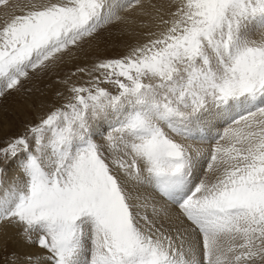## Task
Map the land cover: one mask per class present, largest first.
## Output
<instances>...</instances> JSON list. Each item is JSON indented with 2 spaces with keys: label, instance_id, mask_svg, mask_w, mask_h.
Returning <instances> with one entry per match:
<instances>
[{
  "label": "snow or ice",
  "instance_id": "6c2138e0",
  "mask_svg": "<svg viewBox=\"0 0 264 264\" xmlns=\"http://www.w3.org/2000/svg\"><path fill=\"white\" fill-rule=\"evenodd\" d=\"M140 5L22 4L0 25V100ZM168 7L161 31L78 67L66 102L0 148L19 169L0 168V226L37 249L27 264H264V0Z\"/></svg>",
  "mask_w": 264,
  "mask_h": 264
},
{
  "label": "rangeland",
  "instance_id": "374dc122",
  "mask_svg": "<svg viewBox=\"0 0 264 264\" xmlns=\"http://www.w3.org/2000/svg\"><path fill=\"white\" fill-rule=\"evenodd\" d=\"M154 1L141 0V5L135 9H131V12L129 10L128 12L121 13L125 17L124 22L115 26H109L102 36L91 45H88L84 50L73 53L72 56L66 58L49 73L33 77L25 83L24 88L20 91L14 92L5 99L0 100V148L6 147L10 141L22 135L27 127L39 122L40 118L45 116L50 110L60 107L66 102L65 98L69 93L66 91V86L61 82L70 76L72 83L82 84L86 80V77L78 72L75 76H72V73L76 72L78 67L89 66L97 58H112L127 53L129 47L126 44L122 45L121 42L113 41L111 38H120L123 42L129 37L135 36L134 32L127 27L129 24H132L130 20H135L132 14L134 11H144L141 16L142 18L136 19L137 23L141 22L139 26L146 27L143 20H147L156 26V32L161 31L163 26H158V19L156 18L161 15L166 18L171 9L169 10L166 4H160L156 2L157 0ZM163 1L169 2L170 0ZM27 2L28 0H8L6 4H0V20L2 19L0 25L9 19L14 12H19L20 6ZM40 2H47V0H40ZM141 34L144 35L145 32L142 31ZM103 36L104 38H102ZM130 41L128 43H132ZM102 86L111 87L109 85ZM216 131L222 132L223 126L217 128ZM177 139L190 148L192 147V150L195 149L193 147L200 146L198 149L205 150L202 152L207 153L210 147L206 143H199L191 139ZM0 168L6 169L5 178L7 180H12L13 177L19 175V169L13 161L4 163L0 160ZM11 174H14V176L11 177ZM34 253H37V249L26 244L16 228L10 225L0 226V264H8V261L14 257L18 258L15 260V264H27L25 257Z\"/></svg>",
  "mask_w": 264,
  "mask_h": 264
},
{
  "label": "bare ground",
  "instance_id": "6f19581e",
  "mask_svg": "<svg viewBox=\"0 0 264 264\" xmlns=\"http://www.w3.org/2000/svg\"><path fill=\"white\" fill-rule=\"evenodd\" d=\"M156 1V0H155ZM154 1V2H155ZM169 1V0H168ZM156 2H158V3H163V4H166V6H167V8H168V5H169V3L171 2V0L169 1V2H167V1H163V0H157ZM24 4V3H23ZM8 8V7H7ZM10 9V8H9ZM11 10V9H10ZM170 10V9H169ZM172 10V9H171ZM15 11V10H14ZM143 11V10H142ZM130 12H131V10H130ZM144 12V11H143ZM143 12H141V10H136V11H134L132 14H133V18L135 19L134 21H132V20H130V22L132 23V24H129L127 27L128 28H130V30L131 31H133L134 32V37H127L128 39L127 40H124L123 42L121 41V39L119 38H111V40H113V41H117V42H121V44L123 45V44H126V46L127 47H129V45H135V44H138V43H144V42H146L149 38H150V36H149V33H151V32H156L155 31V25H153V24H151V23H149L147 20H143V22L145 21V26L146 27H141V26H139L140 24H141V22H139V23H137L136 22V19H138V18H142L141 16H142V13ZM5 14V13H4ZM10 15V14H9ZM7 16V15H6ZM140 16V17H139ZM132 18V17H131ZM7 19V18H6ZM2 20V19H1ZM0 20V21H1ZM141 20V19H140ZM4 22V21H3ZM127 22V21H126ZM2 23V22H1ZM113 31V30H112ZM142 31H144L145 32V34L144 35H142L141 34V32ZM121 33V32H120ZM147 36V37H146ZM102 38H104V36L102 37ZM102 40V39H101ZM104 40V39H103ZM131 40V41H130ZM132 42V43H128V42ZM134 41H136V43H134ZM102 44V43H101ZM116 45V44H115ZM125 48V47H124ZM125 52V51H124ZM90 57V56H89ZM191 146V145H190ZM206 146V145H205ZM200 147V146H199ZM199 147H197V146H195V147H193V148H195V149H193V150H197ZM202 147V146H201ZM192 148V147H191ZM197 148V149H196ZM199 150H201V149H199ZM207 150V149H206ZM201 151H205V150H201ZM205 153V152H204ZM13 173V172H12ZM14 174H15V172H14ZM14 174H11L10 176L11 177H13L14 176ZM16 177V176H15ZM14 178V177H13Z\"/></svg>",
  "mask_w": 264,
  "mask_h": 264
}]
</instances>
